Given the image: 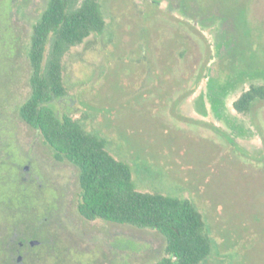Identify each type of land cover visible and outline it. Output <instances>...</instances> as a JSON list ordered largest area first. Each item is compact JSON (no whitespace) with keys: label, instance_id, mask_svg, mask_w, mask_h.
Here are the masks:
<instances>
[{"label":"rangeland","instance_id":"1","mask_svg":"<svg viewBox=\"0 0 264 264\" xmlns=\"http://www.w3.org/2000/svg\"><path fill=\"white\" fill-rule=\"evenodd\" d=\"M2 1L0 146L10 144L13 160L29 166L25 176L48 202L42 224L17 229L46 240L32 250L36 264L159 260L160 232L79 213V169L57 160L20 117L31 94L33 26L48 0H4L6 12ZM100 2L107 27L64 57L68 94L54 101L56 110L103 137L131 166L139 190L193 201L213 243L202 264H264V101L247 114L233 107L250 85L264 84V0ZM210 14L217 16L200 21ZM252 68L261 71L236 74ZM212 78L220 83L212 90L222 93L221 117L212 107Z\"/></svg>","mask_w":264,"mask_h":264},{"label":"trees","instance_id":"2","mask_svg":"<svg viewBox=\"0 0 264 264\" xmlns=\"http://www.w3.org/2000/svg\"><path fill=\"white\" fill-rule=\"evenodd\" d=\"M212 16L217 15L210 14L198 20ZM106 27L100 0H48L33 26L28 52L31 94L20 106L19 115L39 131L45 143L54 150L57 160L67 159L79 169L78 210L85 219H102L160 232L166 239L165 254L150 264H202L211 255L213 243L204 216L193 201L139 190L131 166L108 150L103 137L88 132L71 115H60L54 106L56 99L68 94L64 57L92 34H102ZM234 36L230 39L234 42L232 58L239 44ZM258 71L261 70L239 69L236 74ZM210 87L212 107L221 117L222 93L212 90L220 87V83L212 78ZM261 101H264V84H252L233 102V107L247 114ZM228 140L236 144L232 138ZM20 164L13 160L10 144L0 146V264H36L32 250L47 244L39 232L32 237L17 232L27 224H42V213L48 205L36 188L35 180L25 176L27 165L22 170ZM33 239H38L40 244L32 246L29 242ZM19 242H24L25 247ZM20 255H23L21 262L18 261Z\"/></svg>","mask_w":264,"mask_h":264},{"label":"water","instance_id":"3","mask_svg":"<svg viewBox=\"0 0 264 264\" xmlns=\"http://www.w3.org/2000/svg\"><path fill=\"white\" fill-rule=\"evenodd\" d=\"M28 167H29L28 165L25 166V169L27 170ZM30 243H31L32 246H36V245L40 244V241L38 239H33V240L30 241Z\"/></svg>","mask_w":264,"mask_h":264},{"label":"flooded vegetation","instance_id":"4","mask_svg":"<svg viewBox=\"0 0 264 264\" xmlns=\"http://www.w3.org/2000/svg\"><path fill=\"white\" fill-rule=\"evenodd\" d=\"M185 12V11H184ZM183 15H184V13H183ZM30 243V242H29ZM19 244H20V246L21 247H25V243L24 242H19ZM31 244V243H30ZM22 259H23V255H20L19 257H18V261L19 262H21L22 261Z\"/></svg>","mask_w":264,"mask_h":264}]
</instances>
